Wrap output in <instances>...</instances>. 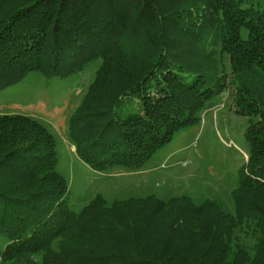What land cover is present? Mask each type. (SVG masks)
<instances>
[{"label":"trees","instance_id":"trees-1","mask_svg":"<svg viewBox=\"0 0 264 264\" xmlns=\"http://www.w3.org/2000/svg\"><path fill=\"white\" fill-rule=\"evenodd\" d=\"M95 65L68 123L92 170L142 168L229 83L248 120L238 183L229 196L97 193L74 210L54 131L0 115V264H264V4L0 0V91Z\"/></svg>","mask_w":264,"mask_h":264},{"label":"rangeland","instance_id":"rangeland-1","mask_svg":"<svg viewBox=\"0 0 264 264\" xmlns=\"http://www.w3.org/2000/svg\"><path fill=\"white\" fill-rule=\"evenodd\" d=\"M251 1L264 4V0ZM223 64V76L229 80L227 56H223ZM96 69L97 65L81 75L49 81L35 72L0 91V115L24 114L43 121L54 131L58 170L67 178L72 209H79L83 199L90 200L97 193L108 197L134 192L164 198L183 193L195 197L229 196L249 155L244 137L248 120L236 115L235 92L229 83L206 103L199 126L177 136L145 166L131 171L97 172L78 157L68 129L69 119L93 82Z\"/></svg>","mask_w":264,"mask_h":264}]
</instances>
